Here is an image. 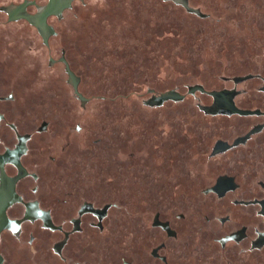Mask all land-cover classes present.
Wrapping results in <instances>:
<instances>
[{"label":"flooded vegetation","instance_id":"1","mask_svg":"<svg viewBox=\"0 0 264 264\" xmlns=\"http://www.w3.org/2000/svg\"><path fill=\"white\" fill-rule=\"evenodd\" d=\"M52 1L56 11L43 18ZM86 1L13 0L0 29V139L29 177L0 264H264V9L245 72L187 89L200 112L195 135L169 124L147 152L160 160L155 179L137 193L122 174L106 176L114 157L84 136L90 98L79 95L82 77L60 47L64 13ZM138 143L118 144L130 153L118 169L149 166Z\"/></svg>","mask_w":264,"mask_h":264},{"label":"rangeland","instance_id":"2","mask_svg":"<svg viewBox=\"0 0 264 264\" xmlns=\"http://www.w3.org/2000/svg\"><path fill=\"white\" fill-rule=\"evenodd\" d=\"M186 1L200 15L166 0H87L62 17L60 47L71 53L82 77L79 91L76 86L79 95L90 98L85 112L89 136H84L92 147H106L114 157L106 176L122 174L137 193L155 179L152 164L160 160L149 159L147 152L162 145L170 125L179 130L187 124L186 136L191 140L195 135L200 112L197 98L187 89L200 83L218 86L222 75L245 72L244 52L252 37L263 34L257 22L264 0ZM59 88L65 96L71 93L63 83ZM169 91L185 94V99L153 107L146 103ZM137 140L139 161L149 166L132 168L124 163L118 169L117 161L130 158V153L119 152L118 144L124 143L126 150ZM173 146L171 150L176 149ZM126 204L132 209L131 201Z\"/></svg>","mask_w":264,"mask_h":264},{"label":"water","instance_id":"3","mask_svg":"<svg viewBox=\"0 0 264 264\" xmlns=\"http://www.w3.org/2000/svg\"><path fill=\"white\" fill-rule=\"evenodd\" d=\"M11 2H13V0H0V29L3 26L2 23L5 16L8 14ZM55 6V2H50V4L44 8L45 10L42 17L45 18L50 13L56 11L57 8H55ZM262 67L263 71L260 81L264 89V61ZM189 91H192V87ZM219 96L222 98L228 97L225 92L220 93ZM182 98L183 95L175 91H169L161 95L151 96L147 104L150 107L159 106L166 100H179ZM205 109L207 111H212V113H217L216 110H218L216 107L214 108V106L205 107ZM17 161V158L12 156L6 144L0 139V242L29 178L26 171L22 169Z\"/></svg>","mask_w":264,"mask_h":264},{"label":"trees","instance_id":"4","mask_svg":"<svg viewBox=\"0 0 264 264\" xmlns=\"http://www.w3.org/2000/svg\"><path fill=\"white\" fill-rule=\"evenodd\" d=\"M186 2H187L186 0H183V1H182V3H186ZM188 11H190V12H194V13L196 12L198 15H200V14H199L196 10H194V9H190V8H189ZM152 91H153V90H152Z\"/></svg>","mask_w":264,"mask_h":264}]
</instances>
